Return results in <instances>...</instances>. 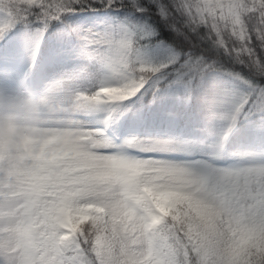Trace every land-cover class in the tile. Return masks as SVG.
Masks as SVG:
<instances>
[{
    "label": "snow or ice",
    "instance_id": "snow-or-ice-1",
    "mask_svg": "<svg viewBox=\"0 0 264 264\" xmlns=\"http://www.w3.org/2000/svg\"><path fill=\"white\" fill-rule=\"evenodd\" d=\"M97 5L123 19L68 23ZM54 25L63 51L53 62L77 35L79 55L103 75L98 88L87 68L47 90L12 74L9 33L23 28L38 55ZM164 28L174 47L156 40ZM0 41L9 69L0 109L32 98L38 124L77 141L67 163L23 176L0 165V264H264V0H0ZM165 85L200 93L210 119L227 122L211 150L180 138L109 139L121 102ZM96 111L107 113L105 130L85 118ZM253 118L247 150L227 153Z\"/></svg>",
    "mask_w": 264,
    "mask_h": 264
},
{
    "label": "trees",
    "instance_id": "trees-1",
    "mask_svg": "<svg viewBox=\"0 0 264 264\" xmlns=\"http://www.w3.org/2000/svg\"><path fill=\"white\" fill-rule=\"evenodd\" d=\"M97 8L98 10L96 11L85 10L78 12L70 19L68 23L76 27L77 22H84L89 19L100 17L111 19V21L123 19V17L117 16L115 14V10L113 9L105 10L99 5H97ZM62 29L63 26L60 25H54L53 27L49 28L48 35L44 37V44L39 46L38 55L35 54V39L30 38L23 28L18 27L15 29V31L10 32L7 39L8 42L13 46L14 50L16 49L19 51V57L22 60V65L27 68L30 66L31 68L37 70V66H40L45 54L52 52L53 50L63 51V49L58 44V34ZM78 38L79 37L75 34L70 37V46L72 48L77 46ZM156 40L168 45L169 47H174L177 43L175 34L171 33L167 28H164L160 31V34L158 37H156ZM5 54L6 45L4 42L0 41V59H3L6 56ZM168 54L169 53L166 50H159L154 53V55L158 57H164ZM33 63H35L34 67ZM236 67L239 68V66ZM199 97L200 93H190L182 85H173L171 87L165 85L159 92H156L155 95H153L152 91H149L147 94L138 99L121 102L120 108L118 110V118L111 123L110 127H107L109 131L115 133L117 136V141L112 139L110 140L115 143H123L125 141L122 139V129L131 113L142 114L141 122L138 126V131L135 136H143L146 132L145 126L148 117L157 110L161 109L164 105L170 106L172 112L180 119L178 129H185L187 127L186 123H189L190 119L197 118L198 113L196 106ZM22 110L23 107L21 109V113ZM105 117L106 115L103 112L96 111L88 113L85 118L93 125H96L97 130H101V126H105ZM258 123L259 121H257L255 118H253L251 121L242 120L237 128L232 132L228 142L224 145L225 151L229 153V148L231 146H243V143L240 142V140H244L245 135L250 136L253 127ZM227 128V122L213 121V130L208 139L210 150L213 145L225 134Z\"/></svg>",
    "mask_w": 264,
    "mask_h": 264
},
{
    "label": "rangeland",
    "instance_id": "rangeland-1",
    "mask_svg": "<svg viewBox=\"0 0 264 264\" xmlns=\"http://www.w3.org/2000/svg\"><path fill=\"white\" fill-rule=\"evenodd\" d=\"M105 23H111V20L105 17L89 19L84 22H77L76 27L83 29H93L101 27ZM83 48L84 41L78 38V44L76 47L72 48L74 51L71 54L62 55L58 60L53 62V51L49 52L45 54L42 63L40 66H37V70L31 68L30 66L29 68L23 66L22 60L19 57L20 53L16 49L14 51V55L11 58H7V63L12 65L11 72L18 77L20 84L21 77L25 75L27 76L30 85L41 87L43 90H47V87H50L57 81L66 78L70 73L87 68L96 74L93 83L95 84L96 88H98L100 81L103 79V75L98 71L97 65H94L91 61H88L79 55L78 50H82ZM8 70L9 69L6 68L5 56L3 59H0V76H3L5 71ZM21 85L24 86L23 84ZM87 87H91V85H88ZM23 106L24 100H21L13 107H5L0 109V114L19 117L21 115V109ZM196 108L198 113L197 118L190 119L189 123H186L187 127L185 129L179 130L178 125L180 119L172 112L170 106L164 105L161 109L157 110L148 117L145 126L146 132L139 138H180L184 141L197 142L210 150L208 139L213 130V120L210 119L208 104L203 99L201 94L198 98ZM141 116L142 114L138 113H131L129 115L122 129V139L127 140L135 136L138 131V126L141 122ZM90 124L93 128H97L96 125H93L92 123ZM247 137L249 136L245 135L244 140H240V142L243 143V146H231L229 148V153L231 154L237 150L240 152L247 150V145L245 143Z\"/></svg>",
    "mask_w": 264,
    "mask_h": 264
},
{
    "label": "clouds",
    "instance_id": "clouds-1",
    "mask_svg": "<svg viewBox=\"0 0 264 264\" xmlns=\"http://www.w3.org/2000/svg\"><path fill=\"white\" fill-rule=\"evenodd\" d=\"M23 100L19 117L0 114V165L23 176L34 170L33 165L51 166L75 159L77 141L38 124L33 99ZM246 242L241 240V244Z\"/></svg>",
    "mask_w": 264,
    "mask_h": 264
}]
</instances>
